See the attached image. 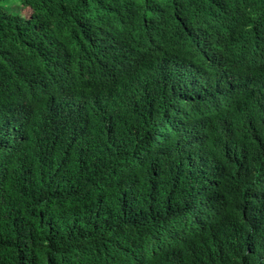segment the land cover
I'll list each match as a JSON object with an SVG mask.
<instances>
[{
  "label": "trees",
  "instance_id": "obj_1",
  "mask_svg": "<svg viewBox=\"0 0 264 264\" xmlns=\"http://www.w3.org/2000/svg\"><path fill=\"white\" fill-rule=\"evenodd\" d=\"M15 5L19 11H13ZM202 18L228 22L229 28L232 23L243 33L255 23V29L239 40V45L255 57L264 52V0H0V58L6 62L1 70L10 79L21 82L29 78L36 62L51 66L60 76H71L80 69L87 79L81 78L79 84L101 94L102 107L108 108L109 98L117 97L119 107L133 112L147 106L157 110L152 118L147 113L142 115V137L133 123L118 131L108 128L99 137L86 139L83 150L71 152L61 171L43 172L45 175L32 183L20 181L18 172L11 175L0 166V264H98L101 254L113 245L136 253L149 241L165 236L167 228L175 232L176 241L166 253L171 260L181 261L182 256L192 254L198 238L221 222L220 207L228 204L239 212L246 211L240 196L245 191L240 189L244 184L240 182L239 187L236 172L247 176L254 173L248 172L246 160L264 148V139L257 137L264 135V122L257 118L264 97L261 103L245 107L236 103L234 94L235 105L223 99V109L212 113L204 97L195 94L190 104L181 109L183 125L188 127L199 116L210 120L212 128H207L219 136V144L194 141L186 134H175L164 122V114L173 115L175 111V116H180L177 102L164 98L166 77L176 51L172 53L169 47L157 49L148 33L146 50L133 58L114 60L124 53L121 47L132 31L146 33L159 21L200 30ZM215 29L225 33L222 26ZM52 49L64 53L60 55ZM103 52L115 66L114 74L105 67L97 71L92 64L91 60ZM239 78L249 82L244 75L239 74ZM12 93L10 84L0 85V112L5 111ZM34 130L32 124L31 142ZM111 132L127 139L125 151L116 153L110 149ZM97 141L108 147V159L102 164L96 163L95 152L94 163L87 161ZM33 153L30 149L26 157L31 158ZM14 162L0 147V163ZM223 168L224 186L218 192ZM200 169H216L219 179L211 185V196H194L192 204L199 210H191L174 194L183 193L187 181L198 192L192 173H204ZM131 174L137 181L136 196L146 200V209L152 210L147 219L155 222H143L146 214L135 213L136 202L118 210L115 204L119 199L111 193L100 200H86L81 194V186L92 182L115 192ZM148 194L155 196L154 202L148 201ZM202 199L209 200L206 206ZM249 237L255 238L261 256L257 238L252 234Z\"/></svg>",
  "mask_w": 264,
  "mask_h": 264
},
{
  "label": "clouds",
  "instance_id": "obj_2",
  "mask_svg": "<svg viewBox=\"0 0 264 264\" xmlns=\"http://www.w3.org/2000/svg\"><path fill=\"white\" fill-rule=\"evenodd\" d=\"M201 22L200 30H190L159 21L149 27L146 33L132 31L126 36L124 46L121 47L124 53L114 57V60L133 58L138 52L146 50L144 40L148 33L152 35L157 49L169 47L172 53L176 51V57L173 55L169 75L166 77L164 98L168 97L177 102L180 116H175V111L172 112L173 115L164 114L165 126L175 134H186L194 141L209 140L218 146L219 136L207 128H212V122L199 116L198 121L184 127L181 109L190 104L189 99L195 94L204 97V103L212 113L223 109L224 105L220 104L223 99L226 104L235 105L234 94L237 95L236 103L241 104L240 106L261 103L264 97V52L255 57L239 45V40L255 29V23L247 27V33H243L232 23H229V28L228 22L220 23L211 18H202ZM217 26L224 27L225 33L218 32L215 29ZM207 28L210 29L206 30ZM52 50L60 55L64 53L58 49ZM91 62L97 71L105 67L110 74H114L115 66L110 64L105 52L93 58ZM4 65L6 62L0 58V85L4 82L10 84L13 93L8 99L5 111L0 112V147L7 156L15 159V162L9 165L0 163V166L5 167L11 175L18 172L20 181L32 183L37 177L45 175L43 172L61 171L62 167L68 164L71 152L83 150L86 139L93 136L97 138L108 128L118 131L133 123L138 136L142 137V115L147 113L152 118L157 112L149 106L136 112L128 110L127 107L121 108L117 97L109 98L108 108L102 107L104 97L88 90L84 83L79 84L81 78L87 79L80 69H75L71 76H60L51 66H42L36 62L31 76L18 82L10 79L1 70ZM239 74L247 77L249 82H241ZM127 76L131 79L129 71ZM114 107L116 113L113 112ZM257 118L258 121L264 122V104L260 105ZM32 124L35 126L34 142L29 140ZM257 137L264 139L263 134H257ZM109 142L110 149L116 153L125 151L128 144L125 137L112 132ZM5 143L7 144L4 146ZM211 147H214L212 143ZM30 149L34 153L31 158H27ZM107 150L105 143L95 142L87 161L94 163L95 152L97 164L106 162ZM247 169L248 172L254 173L247 176L239 170L236 172L239 187L240 182L244 184L240 189L245 191L240 192V196L246 211L239 212L228 204L220 207L221 222L212 232L196 240L192 254L182 256L181 261L169 258L171 255L166 251L175 244L176 235L173 230L167 228L165 236L149 241L143 250L136 253L126 252L118 244L113 245L101 254L98 264H158L161 261L166 262L165 264H264V148L247 160ZM214 170L216 169H200L204 172L202 174L198 170L194 171L192 177L195 178L199 191H194L191 183L187 181L184 192L174 194V198L184 202L191 210H199L192 204L194 196L197 194L199 197L205 193L212 195L211 185L214 179H219ZM221 173L223 182L218 185V192H221L224 186V168ZM135 182L136 178L131 174L115 192H108L104 190V186L94 182L85 184L80 189L86 200H100L103 195L109 193L117 196L119 204L115 206L118 210L127 209L136 202L135 213L146 214L143 222H155L153 219H147L151 217L152 210L146 209V200L140 201L139 196H136ZM259 196H262L260 201ZM153 200L155 201V196H149L148 201L154 202ZM201 201L204 205L209 202L203 199ZM250 217L255 224L251 222ZM251 234L260 243L261 256L257 250L258 245L254 243L255 238L249 237ZM25 245L26 243L23 248Z\"/></svg>",
  "mask_w": 264,
  "mask_h": 264
},
{
  "label": "bare ground",
  "instance_id": "obj_3",
  "mask_svg": "<svg viewBox=\"0 0 264 264\" xmlns=\"http://www.w3.org/2000/svg\"><path fill=\"white\" fill-rule=\"evenodd\" d=\"M96 46V45H95ZM110 56V55H109ZM6 94V93H5ZM246 107V106H245ZM115 108V107H114ZM154 134V133H153ZM250 156V155H249ZM242 157V156H241ZM12 159V158H11ZM249 159V158H248ZM241 160V159H240ZM247 161V160H246ZM237 162V161H236ZM235 162V163H236ZM240 167V166H239ZM242 167V166H241ZM223 171V170H222ZM216 173V172H215ZM219 173V172H218ZM216 180V179H215ZM217 182V181H216ZM261 199V198H260ZM195 202V201H194ZM198 205V204H197ZM204 206V205H203ZM199 207V206H198ZM199 209V208H198ZM183 214V213H182ZM117 217V216H116ZM153 219V218H152ZM186 239V238H185ZM104 245V244H103Z\"/></svg>",
  "mask_w": 264,
  "mask_h": 264
},
{
  "label": "rangeland",
  "instance_id": "obj_4",
  "mask_svg": "<svg viewBox=\"0 0 264 264\" xmlns=\"http://www.w3.org/2000/svg\"><path fill=\"white\" fill-rule=\"evenodd\" d=\"M13 9H15L13 11H19L20 10V7L18 5H15Z\"/></svg>",
  "mask_w": 264,
  "mask_h": 264
}]
</instances>
